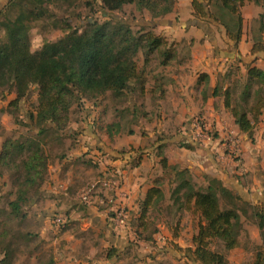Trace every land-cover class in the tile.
<instances>
[{"label": "rangeland", "instance_id": "rangeland-1", "mask_svg": "<svg viewBox=\"0 0 264 264\" xmlns=\"http://www.w3.org/2000/svg\"><path fill=\"white\" fill-rule=\"evenodd\" d=\"M192 2L193 0H177L175 11L172 14L165 18L156 19L152 18L149 11L140 12L135 5L125 6L121 11L114 13L108 12L102 8L100 0H0V44L5 40V30L1 24L7 19H15L21 13L29 12L35 7L40 10V15L37 19L30 21V49L33 53L40 51L45 43H54L60 39L68 40L72 31L82 32L83 26L90 21L104 23L113 20L127 23L132 26L135 32L143 28L144 32L152 31L156 36L164 37L167 40L164 48L155 53L151 62L146 66L148 83L154 80V76L164 74L168 70L175 71L176 65L190 64V61L193 60L192 53L198 52L197 59L199 62L203 59V52L209 49L210 57L219 62L220 65H224L222 71L218 69L217 72L214 71L217 83L223 89L233 84L235 86L234 105L238 103L244 105L241 97L247 78L246 64L264 70V52L253 54L251 50L255 43L261 42L264 45V0H260V4L248 1L240 9L243 18L241 49L239 44L236 45L231 41L224 27L209 17H196ZM218 6V1L212 0L207 8L219 16ZM226 14L225 22H236L235 17ZM220 16H223V13ZM167 49H172L176 53V57L170 61L169 66H164L161 64L165 58L162 52ZM136 61L140 68L144 66L142 53H139ZM229 72H231V78L225 80L224 76ZM198 74L201 75L200 71ZM131 84H136V82L132 81ZM147 90L150 92L151 89ZM135 95L138 105L144 101L138 92ZM15 97V93H10L7 88H0V147L7 140H24L36 135V130L32 131L28 127L30 116L35 114L38 106L36 86H32L18 108L9 106ZM131 100L132 97L128 90L120 98L114 97L111 92L90 101L78 98L70 110L68 124L63 133L58 135L48 132L43 136L42 142L48 160L46 182L39 189L38 195L32 197L29 204L23 205V214L27 215L24 219H17L11 213L10 204L16 200L17 187L13 185L11 170L0 166V258L3 257L5 248L8 247L12 254V264H59L56 258L61 260L64 256L65 247L69 246L68 239L63 238L64 234L70 231L71 237H73L80 230L81 217L76 213L81 212L82 209H78V207L90 206L97 198H100V188L109 190L119 188H115L113 183L117 180L113 178L105 176L97 180L100 175L103 176L99 169L103 168L106 173H113V167L106 162L117 159L125 161V159L134 158L132 162L134 166L138 157L144 155L143 151L151 149L155 144L156 137L149 140L148 144L140 149L134 148V145L118 148L120 142H123V136L119 137L120 130L118 129L120 128H110L111 124L114 125L119 122L123 135H130L134 132L132 128L140 126V121L145 122V126H149L155 120L154 116L151 117V113L140 109L136 110L138 115L137 113L132 114L133 102ZM252 103L253 100L248 106H251ZM248 106L247 108H249ZM143 113L146 116H143ZM198 116L194 118L193 124L197 120L204 119ZM263 117L264 111L255 124L256 130L253 138L247 134H238V132L233 131L234 118L228 109L223 117H220L222 126L214 120L210 123L206 119L203 120L206 126L203 130V138L194 132L183 134L181 129H175L169 133L164 132L161 136L158 135L161 141H168L163 144L164 147L169 144L181 149L185 148L182 147L183 144L192 145L193 149H185L190 152H197L200 165L194 161L195 159L176 156L194 168L184 169L185 167L181 166V163L176 166L169 165L171 168L169 170L162 168V175L157 179L160 183L158 187L165 192L167 200L161 202V206L157 209L154 208L150 211L149 220L156 225L164 223L169 227H165L166 229L156 227L157 232L152 234L151 241H145L144 234L148 231L140 233L141 229H138L136 222V229L133 231L136 232V239L132 241V244L134 250H137L139 254H146L141 258V264H199L191 260L185 252L187 248L193 247L192 238L198 231V216L181 209L180 203L175 205L173 200H169V198L180 183L179 172L186 170L187 173L183 178L188 179L197 190L204 191L209 186L210 178L219 173L220 168L226 177L223 181L224 186L237 192L245 199L246 203L252 205V207L243 208L244 211L240 212L243 224L240 246L245 248L246 253L234 251L231 255L233 263L229 262V264H252L253 253L257 247L254 239L262 241L257 226L258 220L253 214L254 209L257 210L261 204H264ZM145 126H141L140 131L148 136L147 133L153 130L151 127L145 130ZM258 131H262V135L257 137ZM87 132L90 134H86ZM164 150L165 148L161 152H155V155L161 159L167 158ZM251 150H260L258 153L260 154L259 162L263 166L254 162L252 167L247 169L246 158L249 157L248 155H253ZM70 152H77V155L72 159L68 158L67 160H72L68 163L64 159ZM56 168H58L56 172L61 177L69 173L73 180L86 179L82 186L77 184L71 188L72 202L81 201L85 191L91 185H96V193H93L94 201L89 205L82 202L72 204V208L68 212L59 211L61 203L58 205L52 201L49 198L50 193L47 191L48 183L51 181L50 171L54 173ZM105 183L110 187H105ZM43 189L44 193H42ZM43 195H46L47 198ZM222 207H224L223 204ZM114 208L116 211L122 209L112 206V209ZM240 208L242 209V207ZM58 218L62 219V223L56 221ZM178 220L181 226H176ZM45 221L48 222L49 229L43 237L40 229ZM182 224L187 225L184 227ZM178 233L180 239L175 238ZM169 234L173 238L171 241ZM89 237V234L81 232L74 236L73 241L83 238L89 239ZM211 248L215 251L224 252L223 244L218 240L212 242ZM125 255L127 258H131L133 252L128 251Z\"/></svg>", "mask_w": 264, "mask_h": 264}, {"label": "trees", "instance_id": "trees-1", "mask_svg": "<svg viewBox=\"0 0 264 264\" xmlns=\"http://www.w3.org/2000/svg\"><path fill=\"white\" fill-rule=\"evenodd\" d=\"M100 1L102 8L111 13L121 11L125 6L135 5L140 12L149 11L152 18L156 19L172 14L177 4V0ZM211 1L193 0L195 16L211 18L224 27L231 41L238 45L243 37L240 9L248 1L260 4V0H217L218 12L220 15L223 13V16H217L208 10L207 6ZM225 13L235 17L236 22H225ZM39 15L40 10L35 7L1 24L5 30V40L0 44V88H7L16 95L9 106L18 108L32 86H36L38 94V106L35 114H31L28 124L32 131L36 130L35 137L7 140L0 153V166L11 170L13 185L17 187L16 200L10 204L11 213L17 219L27 217L23 214V205L29 204L46 182L48 160L42 142L43 136L48 132L58 135L63 133L70 110L78 98L90 101L108 92L120 98L130 90L132 81L144 93L146 66L153 55L167 44L164 37L156 36L152 31L144 32L143 28L135 32L127 23L113 20L104 23L90 21L83 26L82 32L72 31L68 40L45 43L40 51L33 53L30 49V21L37 19ZM261 52H264V45L261 42L255 43L252 53ZM139 53L144 58L142 68L136 61ZM162 53L165 58L161 64L164 66L176 57L172 49ZM246 66L247 78L241 97L244 105H234L233 84L223 89L217 83L214 96L224 98V105L230 110L240 131L253 138L255 124L264 111V70L251 64ZM206 78L208 75L202 74L199 80L201 82ZM224 78L230 79L231 72L225 74ZM251 100L253 103L248 106ZM118 126L111 124L109 127L119 128ZM185 145L182 147L193 149L192 145ZM161 165L164 170L171 169L167 158L161 159ZM185 173L186 170L179 172L180 183L171 195L175 205L180 203L181 209L192 212L199 219L198 231L192 239L193 247L187 248L185 252L199 264H229L227 255L240 246L243 231L240 212L252 205L216 178H210L206 190H197L188 179L183 178ZM163 199L162 189L154 186L140 204L137 225L141 229L140 233L148 231L144 234L146 241H151L152 234L157 232L149 220L150 211ZM253 216L258 220L262 244L255 248L252 264H264V204L257 210L254 209ZM214 240L223 244L224 252L211 248ZM0 264H12V254L8 247L0 258Z\"/></svg>", "mask_w": 264, "mask_h": 264}, {"label": "crops", "instance_id": "crops-1", "mask_svg": "<svg viewBox=\"0 0 264 264\" xmlns=\"http://www.w3.org/2000/svg\"><path fill=\"white\" fill-rule=\"evenodd\" d=\"M191 35L194 34L191 33ZM240 44L241 42L239 46ZM197 53L198 52L192 53L193 60L192 62L190 61V64L176 65L175 71L171 72V70H168L164 72V74L154 76V80L151 83L146 82L144 93L136 87V84L130 83L129 92L132 97L131 102H133L131 109L132 114L135 115L137 113L136 110L140 109L147 113H151V117L154 116L155 120L151 122L149 126H145V122L140 121V126L138 125L136 128H132L134 132L130 135H123L120 123L117 122L120 128L119 137L123 136V142H120L118 148L134 145V148L140 149L147 145L149 140L155 139L156 137V141H154L155 144L151 148L152 150L146 149L143 151L144 155H141V159H137L138 161H136L134 166L132 165L134 158L125 159V161L117 159L106 162L110 163L113 167V173H106L103 168L99 169V172L103 173V176L100 175L97 180L107 176L108 178L118 180L121 186H119L117 190L100 188V198H97L90 206L78 207V209H82L81 212L76 213L81 217V224L80 230H78V233H75V235L82 232L89 234L90 237L89 239L83 238L73 241L75 235L71 237L70 231L66 232L63 238L66 240L68 239L69 246L65 247L63 251L64 256L61 260L56 258L59 264H135L133 261L137 262L136 264H141V258L146 254H139L137 250H134L132 241L136 239V232L134 233L133 231L136 229V222L140 216L141 202L144 201L151 188L160 185L157 179L162 175L161 158H158L155 152H161L165 148L164 154L168 159V164L170 166H176L181 163V166L185 167L184 169H193L194 167L186 161L183 162L179 160L177 157L183 156L187 159H195V162L199 160L197 152H190L185 148L180 149L169 144L167 147H164L163 144L168 141H161L158 135L161 136L162 133H169L175 129L183 130V134L194 132L195 124H193V121L194 118H197V115H199L198 117L206 119L209 123L214 120V122L222 126L220 119L227 110L224 105V98L214 96V89L217 85L214 71L217 72V69L222 71L224 65H220L219 62L210 57L211 52L209 49L203 52V59L199 62L197 59L199 54ZM199 71L201 75H208V78H206L204 82H200L199 80L201 76L198 74ZM149 88L151 89L150 92L147 90ZM136 92H138L139 96L144 100L139 105L136 103ZM143 116H146V114L143 113ZM233 123V131L241 134L242 132L235 124V121ZM141 126H145V130L151 127L153 131L148 132V136H145L144 133L140 131ZM155 129H157V131H154ZM86 134L90 133L87 132ZM260 135H262V131L257 132V137ZM2 148L3 146L0 147V153ZM259 151L260 150H251L253 155H248L249 157L246 158L247 169H250L254 162L258 163L259 166H263V164L259 162ZM76 155L77 152H70L64 160L70 163L72 160L69 161L67 159H72V157H76ZM198 165H200V162H198ZM57 169L58 168L54 169V173L50 171L51 181L48 183L49 187H47V191L50 193L49 198H51L52 201H55L58 205L61 203L59 211L63 210L68 212L69 209L72 208V204L75 205L81 202H72L73 197L70 194L71 188L77 184L82 186L86 179H81L79 181L73 180V178L69 176V173L61 177L59 173L56 172ZM202 169L204 170V168ZM213 178L222 182L226 179L225 173L221 168L219 169V173ZM53 180L55 181L54 183ZM42 193H44V189ZM163 194L164 199L162 203L167 200L164 191ZM43 197L47 198L46 195H43ZM170 199L171 197L169 200ZM112 206L125 210L128 217V227L121 228L115 225L111 217L113 215L110 209ZM159 206H161V203L158 206L155 205L152 209H157ZM177 222L176 226H181L179 220ZM162 224H154V226L160 229H166L167 226L169 227L167 224ZM185 225L187 224H182L184 227ZM48 229L49 224L45 221L40 229V233L43 237H45L44 235H46ZM83 235L85 236V234ZM81 237L83 236L81 235ZM169 237L171 241L173 239L171 234H169ZM175 238H179V233ZM254 242L257 246L262 244V241L260 242L257 239H254ZM128 251L133 252L131 258H127L125 255ZM234 251H236V253L239 251L241 253H246L242 245L230 251L227 257L230 263H233L231 255Z\"/></svg>", "mask_w": 264, "mask_h": 264}, {"label": "built area", "instance_id": "built-area-1", "mask_svg": "<svg viewBox=\"0 0 264 264\" xmlns=\"http://www.w3.org/2000/svg\"><path fill=\"white\" fill-rule=\"evenodd\" d=\"M195 124V130L194 133H196L197 136L203 138L204 137V132L203 130L205 129V124L203 120H197V122L194 123ZM115 188L120 186V182L117 180L114 183ZM119 186H116L118 185ZM105 187H110L109 185H107L106 183L104 184ZM114 189V188H113ZM97 187L96 185H91L87 191H85V193L83 194V196L81 197V202L83 204L89 205L94 201V196L93 193H96ZM112 190V189H111ZM111 209V214L112 215V221L115 223V225L117 227H128V217L126 215V212L124 209L118 210L116 211L115 209ZM58 223H62V219L58 218L56 220Z\"/></svg>", "mask_w": 264, "mask_h": 264}]
</instances>
